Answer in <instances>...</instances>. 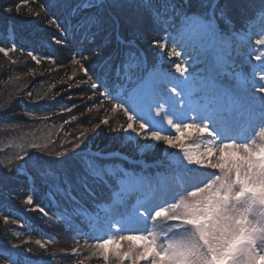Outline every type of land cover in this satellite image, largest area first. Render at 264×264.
<instances>
[{
    "label": "trees",
    "instance_id": "1",
    "mask_svg": "<svg viewBox=\"0 0 264 264\" xmlns=\"http://www.w3.org/2000/svg\"><path fill=\"white\" fill-rule=\"evenodd\" d=\"M243 1H248V5L242 4L244 9L237 3L239 0H225L231 26L221 24L223 31L244 29L248 22L264 14V0ZM83 2L0 0V47L12 48L14 45L18 49L8 56L0 53V130L18 135L21 132L19 127H23L22 130L27 126L60 129L56 139L48 145L49 149H44L47 158H54L51 164L58 181L48 180L36 161L30 164L27 158H22L20 162L25 163L27 175L9 168L0 177V264H80L82 259L73 253L43 257L44 248L33 240L46 242L51 239L54 245L72 244L75 233L88 230L90 211L107 198V185H114L106 165L118 176H125V171L139 173L142 170L118 157H102L120 153L138 160L140 154L127 143L121 144L125 130L119 126L129 120L117 109L119 101L115 95L124 87V82L119 79L105 82L97 71L101 59L97 60L96 54L119 61L129 51L140 55V47L146 55L148 67L155 68L164 36L176 33L181 18L190 16L197 6L209 11L213 4V0H192V7L189 8V0H143L145 10L143 4L137 1L136 7L124 10L114 5L112 0L87 9H82ZM53 17L58 21V28L51 23ZM93 17L100 23L91 29L95 36L86 39V20ZM54 39L59 42H54ZM154 42H159V45ZM171 46L169 43L166 49ZM28 51L39 56L40 63L34 62L27 55ZM77 52L90 57L86 67L100 85L98 90L107 97L88 100L93 91L91 87L77 86L78 81L85 77L78 72L74 79L70 78L73 57ZM48 57H55V60ZM129 86H132L131 82H128L127 88ZM89 108L93 109L92 113H88ZM73 116L77 120L73 121ZM102 117L109 119L110 124L97 127ZM65 121L68 123L65 124ZM82 128L92 130L88 131L75 151L60 154ZM78 151L83 152L80 158L69 160L68 156ZM168 157L161 144L155 153L147 155L146 160L155 163ZM82 159H87L88 164L83 165ZM100 173L109 181L108 184L92 177ZM66 180L68 184L76 182V188L85 198L76 188L73 192L85 207L74 202L67 193ZM84 185L90 187L93 195L85 191ZM31 189L34 204L28 205L26 200ZM36 205L43 208L47 215L34 211ZM83 261L84 264H102L96 260Z\"/></svg>",
    "mask_w": 264,
    "mask_h": 264
},
{
    "label": "rangeland",
    "instance_id": "2",
    "mask_svg": "<svg viewBox=\"0 0 264 264\" xmlns=\"http://www.w3.org/2000/svg\"><path fill=\"white\" fill-rule=\"evenodd\" d=\"M135 1L143 4V0H112L114 5L121 9L136 7ZM239 1L237 3H240V6L242 4L248 5V1L246 3L243 0ZM89 2L90 7H99L105 3V0H89ZM90 7H82V9ZM199 7L197 6L195 11L205 16L210 14L211 8L209 11H203ZM143 9L145 10L146 8L144 7ZM228 26L230 27L231 24ZM199 31V24H188L186 18H184L180 23L179 32L170 41L172 44L171 48L167 52L161 50L157 53V58L165 60L168 67L158 66V70H154L153 75L156 79L163 77L172 81L167 85V89L175 100V108L170 104H164L162 101V112L160 116H157L154 107L151 111L146 107L143 100H133L127 96L122 103L121 109L123 111L124 108L133 114L137 121H143L150 132L158 131L167 135H177L174 129L177 124H184L186 127L188 123L204 121L205 123L210 122L211 127L216 128L221 133V140L228 143L234 140V138L231 140L226 139L228 128H231V126L237 127L239 140L234 141V143H236L238 148L248 150L247 169L249 173L254 174L251 182L248 177L240 178L239 183L244 185L247 195L236 204V208L244 213L243 221L241 222L244 226L242 235H246V231L249 228L254 226L264 227V168L261 164L262 162H260L262 160L264 162V17L240 31L226 33V35L222 36L220 42L215 46H209L203 52L200 50V45L204 40L198 36ZM129 43L132 44V42ZM173 49L182 52L183 55L170 58L168 53ZM96 58L97 60L102 58L100 53L96 54ZM179 60L182 61V64H178ZM174 65L177 66L175 71H173ZM77 69L78 65L74 63L72 71H70V78L73 79L78 75ZM181 72L184 73L183 76L180 75ZM211 75H216L218 79H222L226 86L227 96H233L234 99H238L246 105V107L242 106L239 114L232 111L230 116H228L230 112H227V116H224L222 110L220 113L218 110L210 112L208 108L204 107L202 102L196 100V95L189 96L186 88L182 89L178 86L181 81L187 86L198 85L199 81L206 80ZM242 79L246 82H243ZM15 82L18 81L16 80ZM172 89H175V91H172ZM257 98L260 101H257ZM224 103L229 108L231 102L225 100ZM250 106L255 109V115L251 125L252 128L248 130L246 129V108L248 109ZM157 107H160V105H157ZM118 112L120 111L118 110ZM209 115H211L210 121ZM129 118L127 120L130 121L131 117ZM219 118L224 119V121L219 123ZM217 120L218 122H216ZM19 129L21 132L18 135L0 130V177L9 168H13L18 174L27 175L25 163H20L22 158H27L30 164L36 161L39 170L45 173L46 178L48 176V180L58 181V179H55L54 167L51 164V162H54V158H47L48 156L44 154L46 149L44 151V149L32 148L31 146L33 144L48 146L56 139L55 135L60 129H51L48 126H27L24 130H22L23 127H19ZM199 136L201 135L193 134L186 141V145H188L190 141L193 142L194 139H200L195 148L192 149L193 152H204L210 146H220V140H215L216 138L214 137L210 138L214 140V145H210L206 134L202 138H199ZM123 138L121 144L127 143L132 146L141 157L155 153L156 146L163 144L150 138L146 139L143 136H138L131 130H125ZM7 148H9L8 151H5ZM163 148L164 152L165 150L178 152V150L166 147L164 144ZM256 148H260V151H255ZM82 153L79 151L74 152L68 158H70L69 160L78 159ZM164 161L161 160L159 163L163 164L165 163ZM173 163L193 167L183 173L180 185L176 180H172L171 183L164 181V177L158 174L149 178L129 177L127 180L120 181V189L117 193L119 197L115 199L112 205L102 207V212H99L100 216L94 215L95 221L90 226V230L75 233L72 236V246L61 245L50 248L41 242L40 245L45 251L42 256L64 255L76 249L78 252L74 254L78 255L82 260H96L104 264L99 254L96 256L92 255L94 245L103 239L118 238L120 235H128L135 232L147 233L149 231L155 232L158 235V239L163 241L165 245L170 240L185 239L191 231L189 226L176 228L167 221H153L151 218L152 214L157 209L178 202L180 199L190 200L191 197L188 193L213 179L216 173L210 169L188 164L184 160L183 155L178 156ZM217 174L223 175L218 170ZM70 178L72 179V175H70ZM75 183L71 182L70 185H66V190L69 187L73 188ZM237 190H239V184L237 185ZM37 240L40 239L33 241L36 243ZM53 242V240L49 239L47 244H52ZM126 244L127 242H123L124 247H126Z\"/></svg>",
    "mask_w": 264,
    "mask_h": 264
},
{
    "label": "snow or ice",
    "instance_id": "3",
    "mask_svg": "<svg viewBox=\"0 0 264 264\" xmlns=\"http://www.w3.org/2000/svg\"><path fill=\"white\" fill-rule=\"evenodd\" d=\"M90 6L89 0H84L82 7ZM188 7H192V0H189ZM11 10L7 9V11ZM16 10L19 11V8ZM186 22L200 25L198 36L204 40L200 45V50L203 52L209 46H215L221 41L222 36L226 35L220 29V25H230L231 16L225 0H213L210 14L205 16L198 11H193L192 15L186 17ZM51 23L55 24L57 28L59 27L55 17ZM99 23V20L94 17L86 20L88 25V30L84 33L86 39L95 36L91 29ZM54 42L59 41L54 39ZM154 43L159 45V42ZM164 47L167 46L164 45ZM17 50L14 45L12 48L0 47V53L4 56H8L10 52ZM27 55L34 62L40 63V57L33 52L28 51ZM181 55L183 53L175 49L168 53L170 58ZM79 57V59L74 60V63L78 65L77 70L85 79L78 81L77 86L91 87L93 91L92 95L88 96V100L107 97L104 92L98 90L100 85L93 79L86 67V62L90 57ZM48 59L55 60V57H48ZM176 67L173 66V71L176 70ZM97 71L105 82L116 79L123 81L126 89L128 82H131L132 87L127 89L129 98L143 100L146 107L151 111L154 107L157 116L161 115L162 101L164 104H170L175 108V100L167 89V85L172 81L163 77L154 78L153 70L148 67L137 52L129 51L119 61L101 58ZM180 75L183 76L184 73L181 72ZM178 86L182 89L186 88L189 96L196 94V100L202 102L210 112L226 108L224 103L227 95L226 86L222 79H218L216 75L199 81L198 85L187 86L181 81ZM109 102L112 101L109 99ZM97 107L99 106L97 105ZM123 111L127 113L128 117H131V120L127 124L120 125L119 128L131 130L138 136L150 138L155 142H162L166 147H171L182 153L188 164L210 169L216 175L207 183L190 191L188 193L191 197L190 200L180 199L178 202L157 209L152 214L153 221H167L176 228L189 226L191 231L185 239L170 240L165 245L163 241L158 239L155 232H135L97 242L94 245L92 255L99 254L104 264H217V261L221 259L225 261V264H264V227L254 226L247 229L246 235H242L244 226L241 222L244 213L236 208V204L247 195L244 185L239 183L240 178L248 177L251 182L254 177V174L249 173L247 169L248 150L238 148L234 142H223L221 133L216 128L211 127L210 122L188 123L186 127L184 124H177L174 127L177 135H167L158 131L150 132L143 121H137L135 116L124 108ZM92 112L93 109L89 108L88 113ZM100 112H103V109H100ZM72 120H77V117L73 116ZM210 120L211 115H209ZM64 123L67 124L68 121ZM109 124V119L102 117L97 127ZM90 130L92 129H80L78 135L60 154H67L69 150L75 151ZM193 134L201 136L206 134L210 145H214V140L210 139L214 137L215 140H220V146H210L204 152H193L192 148L186 145V141ZM31 147L49 149L47 145L41 146L39 144H33ZM255 151H260V148H256ZM81 163L87 165L88 160L82 159ZM217 170L223 175L217 174ZM238 184L239 190H237ZM27 204H34L32 196L27 197ZM33 210L42 215H47L46 211L39 205H36ZM123 242H127L126 247L123 246ZM36 244L40 245L41 241L37 240ZM77 252L78 250L73 249V253ZM80 264H84V261L81 260Z\"/></svg>",
    "mask_w": 264,
    "mask_h": 264
},
{
    "label": "bare ground",
    "instance_id": "4",
    "mask_svg": "<svg viewBox=\"0 0 264 264\" xmlns=\"http://www.w3.org/2000/svg\"><path fill=\"white\" fill-rule=\"evenodd\" d=\"M242 9H244L245 8V6H240ZM241 8H240V11H241ZM257 18V17H256ZM253 22V21H252ZM252 22H249V23H252ZM233 135H234V137H233ZM234 138V140L232 141V142H234V141H238L239 140V137L237 136V128H229V130H228V132H227V135H226V139H228V140H231V139H233ZM115 209H116V207H115Z\"/></svg>",
    "mask_w": 264,
    "mask_h": 264
}]
</instances>
